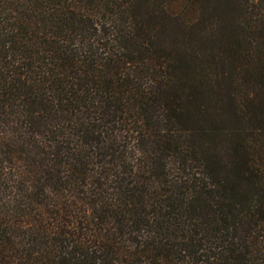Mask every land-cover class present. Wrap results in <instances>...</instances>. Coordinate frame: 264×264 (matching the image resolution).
Instances as JSON below:
<instances>
[{
    "label": "trees",
    "instance_id": "obj_1",
    "mask_svg": "<svg viewBox=\"0 0 264 264\" xmlns=\"http://www.w3.org/2000/svg\"><path fill=\"white\" fill-rule=\"evenodd\" d=\"M0 264H264V0H0Z\"/></svg>",
    "mask_w": 264,
    "mask_h": 264
}]
</instances>
